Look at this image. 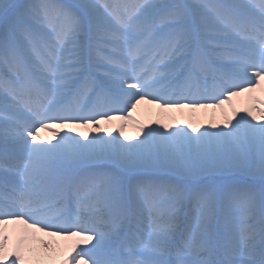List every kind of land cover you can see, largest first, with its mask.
I'll return each instance as SVG.
<instances>
[{
	"label": "snow or ice",
	"instance_id": "1",
	"mask_svg": "<svg viewBox=\"0 0 264 264\" xmlns=\"http://www.w3.org/2000/svg\"><path fill=\"white\" fill-rule=\"evenodd\" d=\"M262 82L264 0H0V264H264ZM241 93L222 127L132 116Z\"/></svg>",
	"mask_w": 264,
	"mask_h": 264
},
{
	"label": "bare ground",
	"instance_id": "2",
	"mask_svg": "<svg viewBox=\"0 0 264 264\" xmlns=\"http://www.w3.org/2000/svg\"><path fill=\"white\" fill-rule=\"evenodd\" d=\"M254 94L264 98V92L257 91ZM248 95L249 94L247 93H241L239 96H234L231 98V104L226 103L220 107L198 108L194 110L188 108L169 109L164 110L163 114H161L162 110L158 109L155 105L142 103L132 110V116L136 121L144 125L145 129L158 126L156 123L157 121L161 123H169L172 127L177 125L185 126L189 122L202 127H210L212 124L222 127L226 116L234 119V117H232L233 109H235L238 113L243 114L241 110L249 103ZM120 114L126 116L127 112L125 111ZM120 123L121 121H112L108 123H101L100 125L95 126H73L68 128L60 127L58 122L56 125H53V127L58 135L72 136L81 141L92 136H103L105 139H108L111 136H116L120 139H123V137L120 135ZM123 123L124 135L130 137L133 141L143 135V133L138 132L132 121L125 120ZM39 136L45 142L49 140L55 142L56 139L53 136L52 131L41 130ZM16 230L17 226L8 225L10 237L15 236ZM40 235L43 236V234ZM43 238L50 242L53 239L58 241V246H53L55 248V251L52 253L54 259H48L42 255L44 251L42 246L33 242L30 247L34 253V264H55V261L68 251V247L72 243V239L62 240L59 237L52 238L48 236H43Z\"/></svg>",
	"mask_w": 264,
	"mask_h": 264
},
{
	"label": "rangeland",
	"instance_id": "3",
	"mask_svg": "<svg viewBox=\"0 0 264 264\" xmlns=\"http://www.w3.org/2000/svg\"><path fill=\"white\" fill-rule=\"evenodd\" d=\"M82 247H84V245H82Z\"/></svg>",
	"mask_w": 264,
	"mask_h": 264
}]
</instances>
